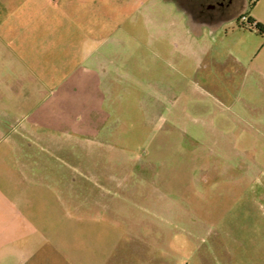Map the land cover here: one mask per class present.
I'll return each mask as SVG.
<instances>
[{"label": "rangeland", "instance_id": "rangeland-1", "mask_svg": "<svg viewBox=\"0 0 264 264\" xmlns=\"http://www.w3.org/2000/svg\"><path fill=\"white\" fill-rule=\"evenodd\" d=\"M229 10L241 26V15L264 19V0ZM164 17L168 27L180 15ZM152 23L125 41L135 73L146 66L118 85L114 135L37 145L54 174L49 201L38 202L48 233L22 264H264V33L241 26L237 64L221 47L179 51ZM224 32L205 31L199 44L220 45Z\"/></svg>", "mask_w": 264, "mask_h": 264}, {"label": "crops", "instance_id": "crops-1", "mask_svg": "<svg viewBox=\"0 0 264 264\" xmlns=\"http://www.w3.org/2000/svg\"><path fill=\"white\" fill-rule=\"evenodd\" d=\"M195 1L0 0V264H22L37 235L48 233L38 202L49 201L54 174L37 145H92L116 132L110 120L121 106L118 85L139 78L146 66L139 62L135 73L127 38L149 33L157 21V34H168L175 49L215 55L221 47L242 64L247 46L239 38L243 27L230 24L234 0L205 2L203 13ZM172 14L180 17L163 26ZM223 29L220 45L199 44L205 31ZM125 91L127 107L133 98ZM163 99L153 107L163 108Z\"/></svg>", "mask_w": 264, "mask_h": 264}, {"label": "trees", "instance_id": "trees-1", "mask_svg": "<svg viewBox=\"0 0 264 264\" xmlns=\"http://www.w3.org/2000/svg\"><path fill=\"white\" fill-rule=\"evenodd\" d=\"M247 19H248L247 23H244L241 21V26H245V27H248L249 29H254L258 32L264 33V23L260 21H255L251 17H247Z\"/></svg>", "mask_w": 264, "mask_h": 264}, {"label": "flooded vegetation", "instance_id": "flooded-vegetation-1", "mask_svg": "<svg viewBox=\"0 0 264 264\" xmlns=\"http://www.w3.org/2000/svg\"><path fill=\"white\" fill-rule=\"evenodd\" d=\"M209 1H210V2H211V1H215V2L217 1V2H220V0H196L195 3H194L196 6H194V7L196 8L197 5H200V6H201L202 4L204 5L205 2L208 3ZM230 1L233 2V0H230ZM231 4H232V3H231ZM231 4H229V5H231ZM198 7H199V6H198ZM201 7H202V8H201ZM201 7H200L201 9H198V8H197V10H198L200 13H203L205 9H203V6H201ZM204 8H205V6H204Z\"/></svg>", "mask_w": 264, "mask_h": 264}, {"label": "built area", "instance_id": "built-area-1", "mask_svg": "<svg viewBox=\"0 0 264 264\" xmlns=\"http://www.w3.org/2000/svg\"><path fill=\"white\" fill-rule=\"evenodd\" d=\"M241 21L244 22V23H247V21H248L247 16L246 15H242L241 16Z\"/></svg>", "mask_w": 264, "mask_h": 264}]
</instances>
